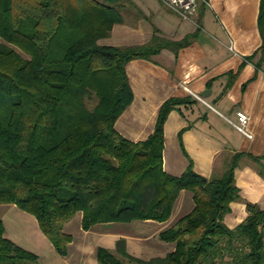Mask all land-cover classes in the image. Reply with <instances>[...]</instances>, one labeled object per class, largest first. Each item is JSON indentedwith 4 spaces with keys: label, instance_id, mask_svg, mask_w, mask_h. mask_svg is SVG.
I'll return each instance as SVG.
<instances>
[{
    "label": "trees",
    "instance_id": "16d2710c",
    "mask_svg": "<svg viewBox=\"0 0 264 264\" xmlns=\"http://www.w3.org/2000/svg\"><path fill=\"white\" fill-rule=\"evenodd\" d=\"M122 21L116 0H0V203L32 214L55 251L66 255L73 236L64 225L77 212L84 230L102 222H163L186 189L193 208L158 233L174 243L172 251L143 259L119 237L113 249L97 247V264H264V207L247 202L240 223L224 221L239 197V159L257 157L235 152L211 177L197 173L191 160L180 175L163 168L165 120L195 99L164 100L145 139L129 140L116 129L133 98L127 62L179 48L193 36L98 43ZM258 26L262 43L249 60L264 51V0ZM37 262L36 253L6 236L0 219V264Z\"/></svg>",
    "mask_w": 264,
    "mask_h": 264
},
{
    "label": "crops",
    "instance_id": "0c3cea01",
    "mask_svg": "<svg viewBox=\"0 0 264 264\" xmlns=\"http://www.w3.org/2000/svg\"><path fill=\"white\" fill-rule=\"evenodd\" d=\"M260 1L199 0L196 14L188 20L159 0H125L124 4L131 9H120L123 21L115 23L109 35L98 40L103 45L127 46L145 43L154 34L175 41L193 34L184 46L164 47L149 58H133L127 62L133 98L116 119L115 127L129 140L145 139L154 129L164 100L185 96L195 99L176 106L165 120L163 168L172 175H180L191 160L197 173L211 177L222 174L235 152L257 157L244 155L235 168L240 191L239 197L230 204V212L224 216L229 227H235L247 216V202L264 207V51H258L252 60L247 59L262 43L258 26ZM116 2L121 7V2ZM260 56L263 61L257 67L255 62ZM230 71L236 73L231 79ZM185 86L204 101L190 94ZM238 109L250 117L251 138L245 137L230 122ZM193 206L192 193L181 190L170 218L159 221L151 233L141 235L140 239L158 236L160 230ZM74 216L81 223L82 213ZM72 218L64 225L66 231ZM154 221L142 220L147 224ZM121 236L120 233L113 236L106 247L113 249ZM126 245L129 251L128 240ZM155 245L148 250L151 254L137 256L143 259L163 256L175 246L162 239ZM70 247L71 242L63 256L73 264L71 261L76 258L70 255ZM78 260L77 264H82L84 258L80 256ZM95 260L94 257L92 264H97Z\"/></svg>",
    "mask_w": 264,
    "mask_h": 264
},
{
    "label": "rangeland",
    "instance_id": "374dc122",
    "mask_svg": "<svg viewBox=\"0 0 264 264\" xmlns=\"http://www.w3.org/2000/svg\"><path fill=\"white\" fill-rule=\"evenodd\" d=\"M119 1L121 2L119 9L123 7L131 9L127 4H124L125 0ZM0 40L2 39L0 38ZM77 217L74 216L67 226V230L74 237L70 247V255L76 258L75 261H71L73 264L79 262L78 258L80 256L84 258L82 264H92L94 257L96 259L97 247L100 245L107 246L112 241L113 236L119 233L123 234L121 237L129 241V251L136 255L142 254L143 257L151 254L152 251L148 250L156 246V241H160L159 236L152 237L151 235L145 241L140 239L141 235L151 233L159 225V221L150 224L144 223L140 219L129 222H102L93 225L88 230H84ZM0 219L3 221L5 234L8 238L38 255L37 264H71L65 260L63 255L55 251L46 236V238L42 237L36 218L32 214L22 210L14 203H0ZM95 261L97 262V259ZM126 264L134 263L126 261Z\"/></svg>",
    "mask_w": 264,
    "mask_h": 264
},
{
    "label": "built area",
    "instance_id": "2783aa9c",
    "mask_svg": "<svg viewBox=\"0 0 264 264\" xmlns=\"http://www.w3.org/2000/svg\"><path fill=\"white\" fill-rule=\"evenodd\" d=\"M164 5L172 9L176 14H178L183 19L191 20L197 12L199 0H159ZM231 48V46H230ZM185 89L192 94L194 97L203 100V97L194 93L191 89L185 86ZM249 115L242 109H238L235 112V119L230 120L233 126L242 133L245 137H253L250 132L249 125Z\"/></svg>",
    "mask_w": 264,
    "mask_h": 264
},
{
    "label": "water",
    "instance_id": "95a60500",
    "mask_svg": "<svg viewBox=\"0 0 264 264\" xmlns=\"http://www.w3.org/2000/svg\"><path fill=\"white\" fill-rule=\"evenodd\" d=\"M205 93V92H204Z\"/></svg>",
    "mask_w": 264,
    "mask_h": 264
}]
</instances>
